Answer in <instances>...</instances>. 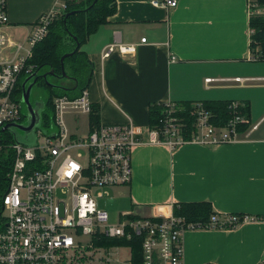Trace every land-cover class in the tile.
<instances>
[{
    "label": "crops",
    "instance_id": "1",
    "mask_svg": "<svg viewBox=\"0 0 264 264\" xmlns=\"http://www.w3.org/2000/svg\"><path fill=\"white\" fill-rule=\"evenodd\" d=\"M152 1L161 0H115V12L81 46L92 64L87 91L99 122L129 119L147 137L152 103L225 100L248 105V128L231 143L134 145L131 181L111 187L98 206L118 220L168 216L177 204L201 201L220 216H264V60L250 50V0H177L174 7ZM56 4L8 0L4 33L27 47L39 15ZM113 42L134 49L115 47L102 57ZM13 51L0 48V60ZM68 114L83 117L78 122L88 131L87 113L64 120ZM183 248L184 264H264V219L188 230Z\"/></svg>",
    "mask_w": 264,
    "mask_h": 264
},
{
    "label": "built area",
    "instance_id": "2",
    "mask_svg": "<svg viewBox=\"0 0 264 264\" xmlns=\"http://www.w3.org/2000/svg\"><path fill=\"white\" fill-rule=\"evenodd\" d=\"M7 1L0 0V48L8 46L14 51L11 59L0 60V130L8 123L20 121V102L13 97L17 79L22 71L30 73L27 60L32 47L45 36L51 21L64 8L62 0H56L51 10L40 14L24 47L4 33L8 23ZM176 3L177 0L152 1L155 6L166 7ZM144 41L145 37L141 38ZM115 47L123 54L134 49L113 42L102 51V57H107ZM166 105L168 111H164L160 128L148 127L147 137L129 119L123 123H99L84 135H72L66 129L63 113L76 109L88 114V91L84 89L73 98L54 97L56 132L43 135L37 131V142L31 147L19 142L8 144L14 157L2 196L0 264H128L116 256L119 248L129 249L127 245L103 242L136 236L141 238L142 264H184L186 231L213 229L217 225L234 228L243 221L260 219L248 214L223 216L220 220L212 216L208 225L201 227L173 214H126L117 223L109 222L108 213L98 206L97 199L109 195L111 187L131 181L134 145L163 143L174 149L185 143H231L237 140L238 126L248 123L235 101L229 102L231 114L219 126L213 123L210 111L198 102L190 112L194 128L186 137L178 117L171 114L172 103ZM77 150L85 151L83 164L74 160L73 152ZM82 235L85 238L81 239Z\"/></svg>",
    "mask_w": 264,
    "mask_h": 264
},
{
    "label": "trees",
    "instance_id": "3",
    "mask_svg": "<svg viewBox=\"0 0 264 264\" xmlns=\"http://www.w3.org/2000/svg\"><path fill=\"white\" fill-rule=\"evenodd\" d=\"M64 3L63 10L55 17L48 26L45 36L32 47L31 56L27 64L31 67L30 73L37 70L38 74L52 72L45 78L40 76L32 93L36 89L45 92V97L36 94L35 100L42 101L43 107L40 112V128L47 135L56 132L57 128L54 123V106L53 99L57 96H67L73 98L78 96L82 90L87 89L92 77V64L86 53L81 49L82 44L90 34L97 28L107 22L110 15L115 12V0H62ZM249 27L250 33V50L254 54L253 59L264 60V0H250ZM73 12L69 15L65 13ZM65 53H70L63 59L61 64L60 58ZM62 66L65 76H62ZM25 72V71H24ZM19 74L14 89V99L21 102V83L30 73ZM71 81L70 84L63 81ZM31 93V94H32ZM30 96V101H32ZM230 101L225 100H207L200 102L205 109L209 110L212 115V121L217 126L222 125L226 117L231 112L228 108ZM237 102V101H235ZM198 102H174L172 103V113L178 117L180 126L184 129L186 137L194 128L193 115L190 112ZM238 103L239 112L246 116L248 120V105ZM23 104V103H22ZM164 111H168L166 103H152L149 105L148 125L149 129H159ZM23 119L21 114L20 121ZM89 127L99 125L98 107L91 104L88 113ZM248 123H241L238 126V132H243L248 128ZM189 134V135H188ZM19 137L13 135L8 130H0V213L2 209V196L7 187V173L13 161L14 152L9 148V143L16 142ZM25 142V141H22ZM174 216L185 218L186 221L199 223L201 227H206L212 216L220 220L222 216L213 212L209 202H182L173 206ZM243 214H225L224 216ZM264 219V216H257ZM219 225L216 226L218 228ZM215 227V226H214ZM140 237H133L130 240L122 238L104 239L103 243L108 245H127L130 252V261L128 264H142V252L140 246Z\"/></svg>",
    "mask_w": 264,
    "mask_h": 264
},
{
    "label": "water",
    "instance_id": "4",
    "mask_svg": "<svg viewBox=\"0 0 264 264\" xmlns=\"http://www.w3.org/2000/svg\"><path fill=\"white\" fill-rule=\"evenodd\" d=\"M97 0H93L92 4H94ZM73 13L68 12L65 13V15H69ZM70 53H65L64 55L61 56L60 62L62 64L63 59L68 56ZM52 73V72H45L43 74H38L37 70L33 71L30 73L28 76L24 78V80L21 83V102L25 104L26 109H27V122L26 123H17V122H12L6 124L2 130H8L13 133L14 137L18 136L19 138L17 139L16 142L22 143L26 146H34L36 144V136H35V130L37 128H40V112L43 107L42 101H38L37 109L34 107L30 101V96L32 93V89L34 87V84L38 80L40 76L45 78L47 74ZM62 76H65V72L63 71V66H62ZM16 132H14V130ZM17 130L22 131L23 134H19ZM25 141V142H22Z\"/></svg>",
    "mask_w": 264,
    "mask_h": 264
},
{
    "label": "rangeland",
    "instance_id": "5",
    "mask_svg": "<svg viewBox=\"0 0 264 264\" xmlns=\"http://www.w3.org/2000/svg\"><path fill=\"white\" fill-rule=\"evenodd\" d=\"M259 12H264V9H261V10L259 9ZM1 48H3V47H1ZM63 83L70 84L71 81L64 80ZM36 94H39V95L45 97V92L41 91L38 88V89H36V93L35 94H33V93L31 94V99L35 100L34 95H36ZM20 106H21L20 110H21V113L23 115V119L21 120V123H24V122H27V109H26L25 104L24 103L22 104V102H20ZM66 113L77 114V113H82V112L79 111V110H76V109H69V110H65L63 114H66ZM77 118H78V120H81V119L83 120V117L81 118V116H79L78 114H77ZM78 120L77 119H73L71 114H68V115H65V120H64L65 123L64 124H65L66 129H67L68 132L70 131L71 133H75L76 135H84L86 133V131H87V127H86L85 121H83L84 124L81 125L78 122ZM77 126H78V128L76 129ZM89 129H90V127L88 128V130ZM37 131H40L44 135V132H42V129L41 128H37L35 130L36 142H37V139H38ZM77 153H79L80 156H76ZM73 156H74V160L77 163H79V164H83L84 163V161H85V151L84 150H77V151L73 152ZM60 161H61V159L58 161L57 164H59ZM103 198H105V197H103ZM99 199H101V198H99ZM1 212H2V209H1ZM109 222L110 223H117L118 222V218L116 216H111L110 215ZM83 238H85L84 235L81 236V239H83ZM116 256L119 257L120 261H125V260H126V262L130 261V252H129V249L126 248V247L119 248L118 254Z\"/></svg>",
    "mask_w": 264,
    "mask_h": 264
},
{
    "label": "flooded vegetation",
    "instance_id": "6",
    "mask_svg": "<svg viewBox=\"0 0 264 264\" xmlns=\"http://www.w3.org/2000/svg\"><path fill=\"white\" fill-rule=\"evenodd\" d=\"M35 99H36V98H35ZM37 102H38V99H37V100H34V99H33V100L31 101L32 105H33L34 107H36V109H37V105H38ZM17 123H21V121H19V122H17ZM24 123H26V122H24ZM13 130H14V132H16L15 129H13ZM17 132H18L19 134H20V133L23 134L22 131L17 130Z\"/></svg>",
    "mask_w": 264,
    "mask_h": 264
}]
</instances>
